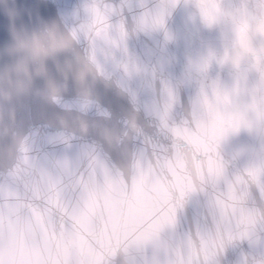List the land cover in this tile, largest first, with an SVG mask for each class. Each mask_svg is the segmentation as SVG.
<instances>
[{
  "label": "clouds",
  "instance_id": "clouds-1",
  "mask_svg": "<svg viewBox=\"0 0 264 264\" xmlns=\"http://www.w3.org/2000/svg\"><path fill=\"white\" fill-rule=\"evenodd\" d=\"M0 264H264V0H0Z\"/></svg>",
  "mask_w": 264,
  "mask_h": 264
}]
</instances>
